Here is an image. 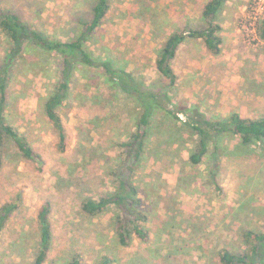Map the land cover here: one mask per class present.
<instances>
[{"label": "rangeland", "instance_id": "374dc122", "mask_svg": "<svg viewBox=\"0 0 264 264\" xmlns=\"http://www.w3.org/2000/svg\"><path fill=\"white\" fill-rule=\"evenodd\" d=\"M96 3L0 0V9L13 10L36 31L68 42L81 35L80 23L92 20ZM192 5L196 9L188 21L182 10ZM204 8L196 0H112L102 27L86 42L96 59L113 62L164 98L167 121L155 116L144 160L129 177L139 191L136 211L146 216L141 226L150 233L148 242L135 235L129 247L120 244L116 224L121 213L115 206L98 216L82 210L86 200L118 190L126 157L120 144L134 132L132 118L139 113L132 97L110 86L104 70L79 65L60 108L67 135L63 153L42 101L59 84L58 59L31 51L23 65L16 61L9 67L8 123L27 137L42 162L20 160L12 143L2 151L0 209L20 204L2 234V264L34 263L41 234L38 213L45 204L51 206L53 226L46 264H69L76 256L83 264H221L223 250H248L246 230L264 233V147L246 149L229 135L222 141L226 151L214 156L212 146L204 163L194 166L189 161L194 134L171 115L264 118V41L258 35L264 0H246L216 17L224 29L220 55L210 53L203 40L185 42L173 63L174 87L156 68L168 36L206 27ZM8 53L9 40L0 30V67ZM164 122L171 124V133L159 137L168 129Z\"/></svg>", "mask_w": 264, "mask_h": 264}, {"label": "trees", "instance_id": "16d2710c", "mask_svg": "<svg viewBox=\"0 0 264 264\" xmlns=\"http://www.w3.org/2000/svg\"><path fill=\"white\" fill-rule=\"evenodd\" d=\"M112 0H97L93 8V17L90 22L80 23L81 35L75 39L63 42L57 38L44 35L36 31L24 22L21 15L13 10L0 9V30L9 40L10 53L6 55L3 65L0 67V165H2V151L7 143H12L13 149L20 151V160L40 163L41 156L30 145L27 137L21 135L16 128L8 123L7 103L9 101V67L16 61L24 64V54L31 51H38L51 55L59 61L60 80L59 84L49 96H44V110L53 128L58 132L61 143V150L66 152L67 135L63 120L60 115V108L68 100L71 92V82L79 65L89 68L102 69L106 75V82L114 85L121 91L132 97L139 110L137 116L132 118L135 122L134 132L129 139L120 146L126 153L124 169L119 175V187L116 193L101 196L99 199H88L82 204V210L89 216H98L107 212L115 206L120 210L117 215V233L120 244L129 247L133 237L136 235L144 242L150 240V233L141 226L146 223V216L138 213L136 208L141 205L139 191L135 183H131L130 176L136 172L145 156L147 142L151 135V129L155 122V116L167 121L162 95L145 90L144 86L130 73L116 69L113 62L109 60H98L88 49L86 42L103 25L111 9ZM224 0H211L205 6L202 20L205 22L204 29L193 30L186 28L175 32L167 37L163 44L156 62L158 73L170 81L174 87L178 77L173 68L180 47L189 39L203 40L207 50L213 55H220L222 52V28L216 24V17L223 7ZM258 35L264 41V20L258 28ZM110 85V86H111ZM114 88V87H113ZM115 89V88H114ZM171 115L178 122H184L194 134L196 139L194 149L190 153L189 161L194 166H201L205 158L211 152L213 155H221V150L226 151L222 144L223 139L229 135L237 138L241 146L246 149L264 147V118H244L238 113H233L228 120H209L203 114H192L188 117L179 118L174 111ZM183 119V120H182ZM99 123H103V120ZM168 129L161 130L159 137L170 135V125L164 122ZM193 142V141H192ZM214 176L216 174L214 173ZM18 202L7 203L0 209V242L2 234L12 217L19 208ZM51 206L43 205L38 213L40 225V246L33 264H46L51 256L53 245V226L51 222ZM244 240L248 250L230 252L223 250L220 254L221 264H264V233H255L251 230L244 232ZM1 260H6L0 257ZM3 262H0L2 264ZM68 264V263H67ZM69 264H83L81 257L76 256ZM103 264H110L105 260Z\"/></svg>", "mask_w": 264, "mask_h": 264}, {"label": "crops", "instance_id": "0c3cea01", "mask_svg": "<svg viewBox=\"0 0 264 264\" xmlns=\"http://www.w3.org/2000/svg\"><path fill=\"white\" fill-rule=\"evenodd\" d=\"M197 2H200V3H203V6L205 7L206 5H208V3L211 1V0H196ZM185 2H187V0H185ZM246 2V0H224V3H223V7L220 11V13L218 14L219 16H225L227 15L228 13H232L233 12V9L235 7H240V6H243V4ZM193 6V5H192ZM194 9H196V5L193 6V8H188L187 11L186 10H182L183 12H185L186 14V17H190L188 18V21H190V19H192V14H189L190 11H194ZM194 16V14H193ZM219 25V24H218ZM222 30L223 29V26L220 25ZM165 30H167L165 28ZM223 32V31H222ZM167 40V39H166ZM165 40V41H166ZM165 43V42H164Z\"/></svg>", "mask_w": 264, "mask_h": 264}]
</instances>
